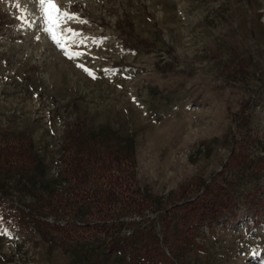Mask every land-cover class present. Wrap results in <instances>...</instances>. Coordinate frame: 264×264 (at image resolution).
Here are the masks:
<instances>
[{"label":"rangeland","instance_id":"1","mask_svg":"<svg viewBox=\"0 0 264 264\" xmlns=\"http://www.w3.org/2000/svg\"><path fill=\"white\" fill-rule=\"evenodd\" d=\"M55 3L78 17L62 25L67 51L35 0H0V147L30 144L35 158L23 169L0 157V264H139L135 246L109 247L141 230L175 264H264V215L246 203L264 177L226 169L239 150L264 156V0ZM74 124L130 140L134 183L151 197L145 216L120 215L113 240L92 228L90 209L51 198L68 199L61 155ZM213 182L231 183L235 217L187 241L183 207Z\"/></svg>","mask_w":264,"mask_h":264},{"label":"trees","instance_id":"2","mask_svg":"<svg viewBox=\"0 0 264 264\" xmlns=\"http://www.w3.org/2000/svg\"><path fill=\"white\" fill-rule=\"evenodd\" d=\"M109 134L87 137L82 126H68L61 155L65 166V181L69 185L66 194L68 199H64V193H55L51 198L66 207H69V202H73L90 209L91 214L100 218L92 228L113 240L123 229L120 215L126 216L133 212L136 216H145L151 204V197L142 193L134 183L136 153L132 143L128 139L117 140L114 135ZM29 145L0 147V157L6 164L18 165L23 169L32 168L35 166V158ZM231 159L233 165H227V171L230 168L242 167L252 171L255 179L264 177V156L250 159L248 154L239 150L237 155L233 153ZM230 186L231 183L225 188L222 184L213 182L205 188L200 199L183 207L179 222L184 239L190 241L195 238L201 227L218 223L227 215L235 217L239 204L233 192L229 191ZM260 193L264 195L261 185L246 196V203L249 208L256 209V212L263 216L264 201L259 198ZM48 203L51 205L53 201ZM18 214L31 216L25 211H19ZM32 219L47 229H65V226L58 223L50 226L37 216L32 215ZM129 246L137 248L139 264H175L173 249L168 257L157 235L145 230L139 231L131 243L123 240L121 244V240H115L109 247V254L123 253Z\"/></svg>","mask_w":264,"mask_h":264},{"label":"snow or ice","instance_id":"3","mask_svg":"<svg viewBox=\"0 0 264 264\" xmlns=\"http://www.w3.org/2000/svg\"><path fill=\"white\" fill-rule=\"evenodd\" d=\"M35 2L40 6L41 18L44 20L45 31L49 34L53 42L56 43L58 47L62 48V51H67L66 47H64L66 41L60 39L61 36H64L65 31L62 28V25H66L69 21L78 20V17L75 14H69L68 12L59 9L55 0H35ZM58 31L59 36L57 34ZM66 31L68 36L75 35V31L71 28H68ZM69 58L73 57L70 56Z\"/></svg>","mask_w":264,"mask_h":264}]
</instances>
